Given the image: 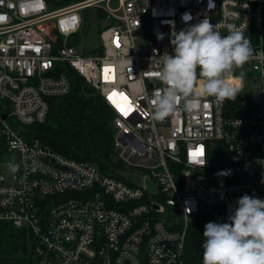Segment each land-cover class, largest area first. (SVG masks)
Segmentation results:
<instances>
[{
	"label": "built area",
	"instance_id": "built-area-1",
	"mask_svg": "<svg viewBox=\"0 0 264 264\" xmlns=\"http://www.w3.org/2000/svg\"><path fill=\"white\" fill-rule=\"evenodd\" d=\"M206 18L251 41L228 77L240 93L217 103L198 79L189 109L180 101L153 120L165 87L155 59L174 54V32ZM69 67L115 114L123 167L112 174L24 135L45 121L48 99L70 93ZM0 141V222L32 235L33 264H188L191 222H230L241 196L264 200V0H0Z\"/></svg>",
	"mask_w": 264,
	"mask_h": 264
},
{
	"label": "clouds",
	"instance_id": "clouds-1",
	"mask_svg": "<svg viewBox=\"0 0 264 264\" xmlns=\"http://www.w3.org/2000/svg\"><path fill=\"white\" fill-rule=\"evenodd\" d=\"M228 28L222 35L206 18L172 34L174 54L164 53L155 59L157 77L165 87L154 95L153 120L163 122L173 115L180 101L189 109L198 79H203V92L215 97L217 103L236 99L240 89L230 84L228 77L249 61L253 50L242 30L234 25ZM243 76L241 72L237 79ZM18 168L9 165L12 172ZM229 221L205 225L202 264H264V200L241 196Z\"/></svg>",
	"mask_w": 264,
	"mask_h": 264
},
{
	"label": "trees",
	"instance_id": "trees-1",
	"mask_svg": "<svg viewBox=\"0 0 264 264\" xmlns=\"http://www.w3.org/2000/svg\"><path fill=\"white\" fill-rule=\"evenodd\" d=\"M83 32L92 27L93 15L85 11ZM66 75L71 82L68 95L48 99L49 112L44 122L25 127L27 138H36L53 150L77 161H89L102 172L112 174L114 158V112L70 67ZM0 141V151H2ZM115 166V165H114ZM116 166L123 167L117 162ZM179 176L184 164L172 165ZM180 181V180H179ZM209 222L227 223L220 216L199 218L191 222L185 246L188 264L202 263V243L205 225ZM34 239L26 229L0 222V264H33Z\"/></svg>",
	"mask_w": 264,
	"mask_h": 264
},
{
	"label": "rangeland",
	"instance_id": "rangeland-1",
	"mask_svg": "<svg viewBox=\"0 0 264 264\" xmlns=\"http://www.w3.org/2000/svg\"><path fill=\"white\" fill-rule=\"evenodd\" d=\"M94 41H96V35L94 36ZM85 48H89V46L84 45ZM114 126V125H113ZM10 158L9 154H5L4 155V159H8ZM116 160L115 158H113V162L111 163V167H113L114 165L116 166ZM136 183H140L143 186H145L146 190L151 193V194H158L159 190L156 186V184L154 183V181L151 180H143L142 178H138L136 180Z\"/></svg>",
	"mask_w": 264,
	"mask_h": 264
},
{
	"label": "snow or ice",
	"instance_id": "snow-or-ice-1",
	"mask_svg": "<svg viewBox=\"0 0 264 264\" xmlns=\"http://www.w3.org/2000/svg\"><path fill=\"white\" fill-rule=\"evenodd\" d=\"M121 111H124V109H123V108H121Z\"/></svg>",
	"mask_w": 264,
	"mask_h": 264
}]
</instances>
